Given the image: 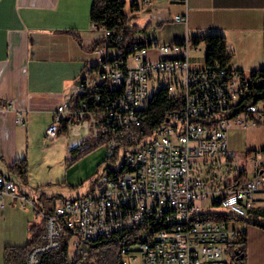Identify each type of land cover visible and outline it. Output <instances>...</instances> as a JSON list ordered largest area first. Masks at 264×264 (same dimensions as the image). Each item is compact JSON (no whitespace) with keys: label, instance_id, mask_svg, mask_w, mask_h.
I'll return each instance as SVG.
<instances>
[{"label":"built area","instance_id":"built-area-1","mask_svg":"<svg viewBox=\"0 0 264 264\" xmlns=\"http://www.w3.org/2000/svg\"><path fill=\"white\" fill-rule=\"evenodd\" d=\"M112 33L103 28L92 48L97 60L83 67L79 88L55 107L45 134L53 139L64 129L87 135L99 122L92 134L112 153L121 145L133 148L121 170L109 168L93 181L96 194L61 198L41 211V241L28 250L26 264H38L41 253L58 247L66 229L72 259L89 240L124 230L129 239L120 246V264H236L228 250L240 229L235 221L264 195V157L255 156L254 173L247 175L241 158L251 152L234 150L228 129L264 123V96L241 102L248 73L204 57L193 63L195 44L187 36L143 45L136 39L121 47L114 43L122 34ZM160 88L182 105L167 111L152 132H140ZM15 188L0 172V208L11 198L29 201Z\"/></svg>","mask_w":264,"mask_h":264},{"label":"crops","instance_id":"crops-1","mask_svg":"<svg viewBox=\"0 0 264 264\" xmlns=\"http://www.w3.org/2000/svg\"><path fill=\"white\" fill-rule=\"evenodd\" d=\"M124 1L125 12L132 15L131 23L137 25L134 35L148 33L149 39L152 36L158 42H172L185 36L192 40L190 36L208 30L220 31L230 51L231 67L247 74L264 64V0ZM133 2L135 9H131ZM91 3L92 0H0V172L3 174H9L8 166L22 156L28 160V174L33 166L43 169L49 148L45 130L53 111L76 93L83 67L98 58L92 48L103 27L91 21ZM176 14H185L187 19L175 20ZM194 46H201L204 53L203 41ZM94 55L95 60L90 62ZM203 57L200 51L192 50L193 63L201 62ZM18 113L21 121L16 120ZM95 129L91 126L87 136L61 129L52 140L64 144L62 157L64 154L66 160L73 147L84 144L87 137H94ZM56 160L59 161L53 162ZM253 173L254 168L247 171L249 176ZM67 176L68 172H64L61 178L66 180ZM42 180L37 186L54 183L52 179ZM18 194L28 198V203L33 202L30 194L23 191ZM255 206L264 209V195H258ZM235 226L247 231L246 264H264V228L240 220L235 221Z\"/></svg>","mask_w":264,"mask_h":264},{"label":"trees","instance_id":"trees-1","mask_svg":"<svg viewBox=\"0 0 264 264\" xmlns=\"http://www.w3.org/2000/svg\"><path fill=\"white\" fill-rule=\"evenodd\" d=\"M124 0H92L90 7V19L98 27L113 30L111 36L122 34V38L114 44L124 46L129 42L136 40L139 45L148 43V39H138L134 32L137 31V25L131 23L132 15L124 10ZM134 2L131 9H135ZM192 42L197 44L201 41L205 43L204 60L210 63L217 60L221 66L230 68V51L226 46L224 33L215 30H208L202 35L190 36ZM96 40L94 43H97ZM264 47V31H263ZM264 96V64L252 69L248 73L246 80L245 94L241 102L253 101ZM182 105L180 97L170 96L166 89L160 88L150 99L146 116L140 125V132L150 133L152 130L165 122V113L170 110L178 109ZM104 143L103 138H98L94 142L74 148L71 155L66 159V164H71L81 158L86 153ZM264 151V145L261 147ZM115 153H108L107 157L114 158ZM28 160L25 156L16 157L8 166L10 177L20 180L22 183L28 182ZM122 169V166L117 168ZM52 209V208H51ZM49 209V210H51ZM48 209L46 211H49ZM230 216V215H229ZM237 220L247 223L260 225L264 228V209L260 206H254L248 210L245 216H238ZM43 223V222H42ZM30 235L24 243H9L3 247V264H26V255L28 250L36 243L40 242V234L44 225L39 226L36 223H30L28 227ZM70 230H65L61 234V242L58 247L47 250L39 255L38 264H120L121 253L120 246L129 239V232L124 230L108 237H98L87 242V246L77 254L73 259L69 255L68 236ZM247 231L240 228L237 237L231 241L229 251L232 252L236 264H246Z\"/></svg>","mask_w":264,"mask_h":264},{"label":"rangeland","instance_id":"rangeland-1","mask_svg":"<svg viewBox=\"0 0 264 264\" xmlns=\"http://www.w3.org/2000/svg\"><path fill=\"white\" fill-rule=\"evenodd\" d=\"M133 21L134 20H132V22ZM113 50L114 49L110 47V51L112 52ZM192 50L195 52L200 51L204 54L201 46H195ZM95 58L96 55L92 56L90 62L94 61ZM164 83V81H160V85H164ZM260 105L264 106V101H262ZM95 127L99 132L101 127L100 123L97 122ZM87 135H90V133ZM228 136L231 146L234 150L239 151L241 155L244 154L246 149L251 152L250 155L247 154L245 157L243 155L244 158H241L244 159L242 164L245 169L247 171L252 168L255 169V161H260V159L264 157V151L261 150V147L264 145V123L248 125L247 127L232 125L228 129ZM96 139V137H87L84 144H79L77 147L81 148L83 145L92 143ZM45 140L49 148L43 162V169L41 170L33 166L30 170V174H28L27 183H22L17 178L14 179L16 183V192L20 193V191H23L30 194L33 202H25L22 204L20 201L11 200L7 206L0 208V264H3L2 252L6 244L24 243L30 235L28 229L30 223H36L39 226L44 225L41 209L53 207L61 198H75L96 194L97 188L93 184V181L109 168L116 169L121 167L127 150L133 148L132 145H121L117 149L114 158L109 159L107 154L112 152L102 143L75 162L65 164L66 156L63 154L62 157V150L65 148L64 144H55V141L47 136ZM74 148L76 147H73L71 152ZM255 156H257L256 160ZM39 159H41V157H39ZM54 159H58L59 161L56 160L54 163ZM50 165L52 166L50 167ZM68 168H70L69 171ZM6 171L7 170L4 168L3 172L7 173ZM64 172H68L66 180L61 178ZM40 179H44L42 180L43 182L47 179H52L54 183L49 184L44 182L42 185L37 186ZM213 207L218 209L221 205L215 204Z\"/></svg>","mask_w":264,"mask_h":264},{"label":"water","instance_id":"water-1","mask_svg":"<svg viewBox=\"0 0 264 264\" xmlns=\"http://www.w3.org/2000/svg\"><path fill=\"white\" fill-rule=\"evenodd\" d=\"M151 35H153V34H151ZM151 38H152V36H151ZM151 38H150V39H151ZM150 39H149V40H150ZM149 40H148V41H149Z\"/></svg>","mask_w":264,"mask_h":264}]
</instances>
